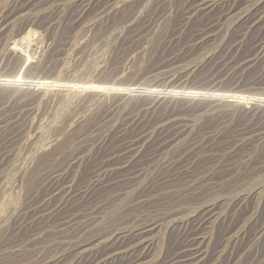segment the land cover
I'll use <instances>...</instances> for the list:
<instances>
[{"label": "rangeland", "instance_id": "1", "mask_svg": "<svg viewBox=\"0 0 264 264\" xmlns=\"http://www.w3.org/2000/svg\"><path fill=\"white\" fill-rule=\"evenodd\" d=\"M21 1L0 0V264H83L142 229L148 247L136 264H176L195 233L206 264H264V63L223 66L241 42L235 59L259 57L264 0H239L181 67L169 64L174 42H189L218 11L185 28L189 0H41L15 13ZM254 13L261 18L250 24ZM213 74L227 79L220 91L243 74L237 96L192 101ZM167 82L183 94L149 111L153 141L131 172L118 163L105 176L99 164L122 153L125 123ZM172 125L187 134L160 146ZM63 176L72 198L58 208L52 192Z\"/></svg>", "mask_w": 264, "mask_h": 264}, {"label": "bare ground", "instance_id": "2", "mask_svg": "<svg viewBox=\"0 0 264 264\" xmlns=\"http://www.w3.org/2000/svg\"><path fill=\"white\" fill-rule=\"evenodd\" d=\"M39 1L41 0L21 1L20 3L17 4L15 13L24 12L30 6L35 5ZM247 2L248 1H246L245 3ZM242 5L243 4H241L239 0H189V2L186 4V8L184 9V15H185V21H186L185 28H187L190 24H192L193 21H195L197 18H202L208 14H213L215 11H218L217 15L219 17H217L215 21H212V23H209L207 26L206 24H204L203 26L199 27L197 31L195 32L193 38L190 39L189 42L179 43V38H178L177 43L174 42V44L178 45L180 49L178 50L176 55L174 54V56L170 59L169 64L175 67H181L178 65L180 63H183L187 58L190 57V54L194 50H197L200 47V45L204 44L209 38H211V36L213 35L217 27L219 26L220 22L223 19H226V18H229L235 15L237 11L240 9V7H243ZM260 18H261L260 16H255V13H254L252 17L246 18L247 19L246 21L250 22V24H253V23L256 24V23H259ZM5 21H6V18H3L1 20L2 23H4ZM262 27H264V25ZM261 36L263 38L259 39L257 41L258 43L256 42L255 44L256 46L254 47V50L259 51L257 52L259 54V57L253 58L252 56H250V58L240 57L238 59H235L236 57L234 53H237L238 51H240L241 47L244 45V42L231 46L228 50L225 60L223 61L224 62L223 66H226V68L224 69V72L230 71V68L228 67L229 65H231V68L239 67L241 69L246 70L247 67L251 63H252V67L258 63H262V62L264 63V29L262 31ZM250 67L251 66H249L248 68ZM227 68L229 70H227ZM189 72L187 75H184L181 77V79L187 78L184 81L181 80L183 84H185V82L186 83L189 81L191 82L190 79L192 78L190 77L191 75H189L190 74ZM224 76L225 75H223L222 77L217 74L210 75L207 78L205 76L202 80L200 79V81L195 85L196 89L194 91L190 90L191 92H189L187 96L190 99H192V101L196 100L197 98H201V99L206 98L208 100H215V101H222V100L229 99V98L231 99L235 98V96H237L236 95L237 91L243 85V83H241V79H243L244 75L241 74L239 75V77L234 76L233 79L231 78V81H232L231 86L227 90L220 91L219 88H221L224 82L227 81V79H224L225 78ZM256 80L261 81L260 78H256ZM180 94H183V93L175 91L172 88V83L167 82V84L162 85L161 89L154 91V97L151 98L152 104L150 103L152 106L148 104L149 106L145 108L144 112L140 110L139 113H137L136 115H134L133 117L127 120V122L125 123V127L122 131L123 132L122 134V153L120 155L115 156L114 158H111V159L107 158L105 161L99 164L100 171L103 170L104 172L103 174L105 176H110L109 173L113 170L114 166L117 165L118 163H121L124 166L125 171L131 172L134 169L135 161L137 160V158L140 157L141 152L143 151L144 147L148 145L149 143H151L155 136V130L153 128L151 129V128L146 127L147 122L145 118L147 117L149 111L152 108H154L156 105L163 102L164 100H168V99L174 100V99L179 98L180 96L178 95ZM258 109H260L259 106L253 109L252 111L253 116H255L259 112L257 111ZM172 127L173 128L168 129L171 132L169 133L167 132L164 135L159 134L160 135V138H159L160 146L168 147L172 143L176 142L179 138L187 134L188 128L186 125L183 127H179V126L176 127L175 125H172ZM255 131H257L255 127L251 129L249 127L246 133L253 134ZM248 139H252V138L251 137L245 138V140L247 141L246 142L243 141L242 142L243 144H239L236 141H234V142L227 143L226 146L229 148H234V150H236L237 148L238 150L241 147H244L245 145H247L248 141H251ZM191 147H193L195 150H203L206 147V140L201 143L200 142L193 143ZM63 181L64 183H62ZM65 184H66L65 176H63L61 179H57V185L59 187L54 189V191L52 192V196H59L58 197L59 202L55 204V206L58 208L66 207L70 199L72 198L71 188H69L68 186H65ZM55 185H56V182H55ZM52 199L53 198H50V200L48 201L49 203H45L44 206L48 208L51 205ZM52 207H49L48 209H44V210H50ZM45 215L46 213L43 216ZM205 224H206V221L204 225ZM148 232H149V229H142L135 236L128 238L129 240L126 239V237H124L123 239H117V240L110 241L108 242L107 245L103 246V250H97V251L91 252L82 262L83 264H136L144 258V255H145L144 248H147L148 245H146L145 243L146 238L143 239V236L146 235V233ZM205 242H206L205 238L200 237L198 233L193 234L192 237H190V239L188 240L184 250L176 253L172 261L176 264H206L208 251L206 250ZM144 243L146 246L142 247V244L144 245Z\"/></svg>", "mask_w": 264, "mask_h": 264}]
</instances>
